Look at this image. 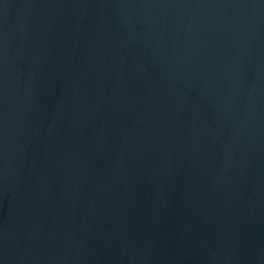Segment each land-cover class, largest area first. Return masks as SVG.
Masks as SVG:
<instances>
[{"label": "water", "instance_id": "95a60500", "mask_svg": "<svg viewBox=\"0 0 264 264\" xmlns=\"http://www.w3.org/2000/svg\"><path fill=\"white\" fill-rule=\"evenodd\" d=\"M0 264H264V0H0Z\"/></svg>", "mask_w": 264, "mask_h": 264}]
</instances>
